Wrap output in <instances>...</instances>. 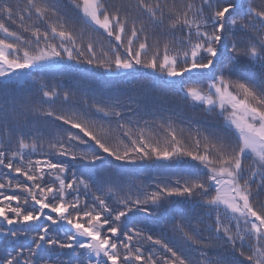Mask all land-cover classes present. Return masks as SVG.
Returning <instances> with one entry per match:
<instances>
[{"label":"snow or ice","instance_id":"obj_1","mask_svg":"<svg viewBox=\"0 0 264 264\" xmlns=\"http://www.w3.org/2000/svg\"><path fill=\"white\" fill-rule=\"evenodd\" d=\"M70 2L79 13L80 32L70 30L58 5L47 0H26L23 7L0 0L5 125L9 108L16 111L20 81H35L34 73L57 68L72 71L81 63L116 76L140 68L162 74L169 87L181 85L185 100L209 116L215 113L222 125L204 135L197 130L191 144L169 125L161 144L144 129L134 134L125 128L116 104L95 106L98 113L117 119L125 143L113 140L94 121L80 119L79 113L43 110L41 115L68 128L58 126L48 158L35 160L30 155L39 138L25 142L21 133L12 150V137L20 131L12 128L8 146L0 143V264H264V6L248 0H135L116 7L107 0ZM85 30L110 38L108 50L101 46L100 58L94 38L83 42ZM238 32L251 34L246 48L238 46ZM241 64L246 71L241 72ZM186 81L193 83L184 88ZM39 91L45 102L71 96L43 83ZM30 110L35 112V106ZM145 162L184 164L197 173L177 179L175 186L157 184L142 196L93 195L91 203L82 201L93 185L104 190L97 183L101 173L115 180L124 166ZM46 176L52 180L45 182ZM173 197L207 210V230L231 250V259L209 256L207 249L215 245L201 239L197 229L173 228L186 248L199 254L196 261L146 231L151 217L177 202Z\"/></svg>","mask_w":264,"mask_h":264},{"label":"trees","instance_id":"obj_2","mask_svg":"<svg viewBox=\"0 0 264 264\" xmlns=\"http://www.w3.org/2000/svg\"><path fill=\"white\" fill-rule=\"evenodd\" d=\"M10 2L20 7L26 4V0H10ZM47 2L58 5L61 18L67 20L70 30L74 32L82 30L83 25L79 13L72 9L70 0H47ZM169 2L171 3L172 0ZM175 2L181 3L182 0H175ZM248 2L254 6H264V0H248ZM107 3L116 7L121 3L135 4V0H107ZM50 20L54 22L57 17L50 16ZM35 23L40 24L41 27L44 26L40 21H35ZM8 26L20 31L15 24L9 22ZM160 31L162 30H157L158 33ZM24 35L28 36V33H24ZM249 35L251 34L238 32L235 37L238 46L246 48ZM89 38L96 40L97 58H100L101 46L104 47V50H108L110 38L85 30L83 42L86 44ZM231 39L233 37L230 36L229 40L231 41ZM228 55H231L230 50ZM241 59L244 58L241 57ZM240 70L241 72L246 71V65L241 64ZM34 75L35 81L28 80L22 85L18 83L17 91L14 94L16 111L12 112L11 108L8 110L9 125L4 124L5 113L0 110V143L5 147L8 146L9 132L12 128L20 130L12 137V150L16 149V141L21 137V133H23L25 142L39 138L37 151L30 155L33 160L48 158L51 151L49 141H54L56 138L55 130L58 126L68 128L67 125H62L60 121H55L54 118L41 115L40 112L43 110L51 109L67 115L79 113L80 119L94 121L96 125L103 126V129L109 132L113 140H123L125 143H128V138L123 136L125 129L118 127L117 119L98 113L95 106L116 104L118 109L123 112L120 122L125 124V128H131L134 134L140 129H144L147 137L154 138L161 144L168 138L169 125L176 129L177 135L188 144H191L192 138L197 135V130L201 135H204L212 128H219L222 125V121L215 113L209 116L201 106L193 105L191 100H185L180 91L181 85H176L174 88L169 87L166 77L159 73H152L149 69L140 68L133 74L116 76L113 73L105 72L103 69L81 63L74 64L72 71L57 68L43 73H34ZM41 83L60 93H71L70 99L65 101L61 96L54 102H45L39 91ZM191 83L193 82L186 81L183 87L187 88ZM200 84H205V81L201 80ZM33 106L36 108L35 112L30 110ZM2 107V97H0V109ZM161 125L164 126L161 127ZM70 130L72 132L78 131L76 129ZM25 155L28 156L29 153L25 151ZM52 158L55 160L63 159L56 156ZM65 162L68 161L65 160ZM78 167L79 165H77ZM73 171L76 169L74 168ZM121 172L122 175L115 180L111 179L108 174L101 173L97 183L102 184L104 190L98 191L97 186L93 185L87 196L81 195L82 201L86 199L91 203L93 195H101L106 199L109 196L113 199L127 195L142 196L144 192L155 191L157 184L175 186V181L181 177H194L197 169L184 164L169 165L163 162H145L126 165L121 169ZM79 174L77 172V175ZM51 180L52 177H45V182ZM170 199L177 202L169 204L166 213L151 217L147 222L146 231L158 238L166 239L178 250L184 251L190 259L196 261L199 254L192 249H187L179 233L173 231V228L197 229L201 239L206 242L212 241L215 245L207 249L209 256L215 257L220 254L226 255L229 259L232 258L231 250L222 248L223 242L213 239L214 234L207 230L211 220L208 218L209 213L206 209H202L193 203H185L182 198L173 197ZM260 201H264V195L260 197ZM141 214L142 217L146 215L145 213ZM143 224L142 221L139 226L143 227ZM145 247L147 248L149 245H145ZM2 251L0 249V255H2ZM26 251L25 249V253Z\"/></svg>","mask_w":264,"mask_h":264}]
</instances>
